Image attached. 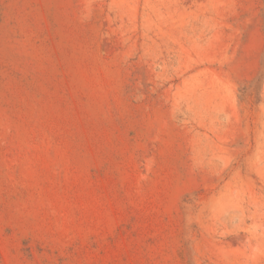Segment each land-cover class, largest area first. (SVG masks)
I'll return each instance as SVG.
<instances>
[{"label":"rangeland","instance_id":"1","mask_svg":"<svg viewBox=\"0 0 264 264\" xmlns=\"http://www.w3.org/2000/svg\"><path fill=\"white\" fill-rule=\"evenodd\" d=\"M0 264H264V0H0Z\"/></svg>","mask_w":264,"mask_h":264}]
</instances>
